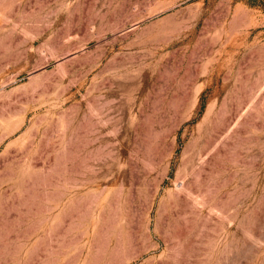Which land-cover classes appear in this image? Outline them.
<instances>
[{
    "label": "rangeland",
    "instance_id": "1",
    "mask_svg": "<svg viewBox=\"0 0 264 264\" xmlns=\"http://www.w3.org/2000/svg\"><path fill=\"white\" fill-rule=\"evenodd\" d=\"M0 264H264V0H0Z\"/></svg>",
    "mask_w": 264,
    "mask_h": 264
}]
</instances>
